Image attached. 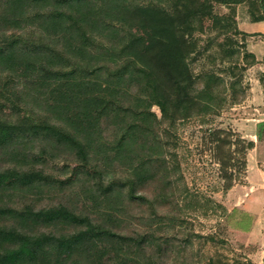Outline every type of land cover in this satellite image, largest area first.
I'll use <instances>...</instances> for the list:
<instances>
[{
  "label": "trees",
  "instance_id": "16d2710c",
  "mask_svg": "<svg viewBox=\"0 0 264 264\" xmlns=\"http://www.w3.org/2000/svg\"><path fill=\"white\" fill-rule=\"evenodd\" d=\"M210 1L0 0V264H162L167 243L123 235L110 205L102 219L39 201L78 181L96 186L92 204L147 201L136 192L166 172L157 129L225 103L219 77L188 69ZM8 104L21 120L2 114ZM61 155L76 163L66 181L45 170Z\"/></svg>",
  "mask_w": 264,
  "mask_h": 264
},
{
  "label": "rangeland",
  "instance_id": "374dc122",
  "mask_svg": "<svg viewBox=\"0 0 264 264\" xmlns=\"http://www.w3.org/2000/svg\"><path fill=\"white\" fill-rule=\"evenodd\" d=\"M205 1L197 0L196 7L202 10ZM252 1L253 6L248 2L227 6L211 0L204 10L203 30L192 34L196 51L188 69L194 79L209 71L219 77L225 103L178 120L172 129H157L166 172L136 192L146 202H129L123 192L112 196L109 204L94 205L86 197L96 186L78 181L70 190L51 191L39 203L46 206L59 200L78 209L96 207L94 216L100 213L102 219L110 205L116 211L114 224L123 235L145 234L152 242L167 243L162 264H216L217 260L264 264V20H257L260 12ZM224 18L228 27L223 29ZM21 107L8 104L1 112H12L14 121H19L24 115ZM151 111L159 119L155 106ZM75 167L73 160L61 155L45 170L66 181ZM145 248V258L151 260L154 253L150 246ZM152 260L160 264L155 257Z\"/></svg>",
  "mask_w": 264,
  "mask_h": 264
}]
</instances>
